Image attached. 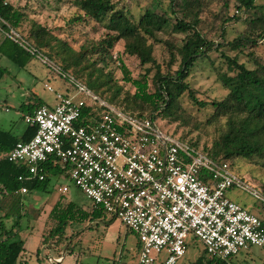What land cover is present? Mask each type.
I'll list each match as a JSON object with an SVG mask.
<instances>
[{"label":"trees","instance_id":"1","mask_svg":"<svg viewBox=\"0 0 264 264\" xmlns=\"http://www.w3.org/2000/svg\"><path fill=\"white\" fill-rule=\"evenodd\" d=\"M171 3L173 6L171 12L166 9L158 12L153 6L147 7L137 20H132V14L117 7L114 0H75L79 13L73 21L105 24L113 32L95 41L91 47L83 46L75 50L50 28L29 18L8 0H0L1 28L8 34L0 44V53L24 68L35 56L32 53L35 49L48 56L50 60H56L53 65L58 68L54 69L57 73L66 75V78L73 76L109 104L137 117L170 119L177 122L181 118L178 114L179 100L182 95L188 93L194 105L212 109L208 123L225 119L224 131L213 141L211 147L201 148L198 141L189 142L191 145L208 153L217 161L264 158V62L255 58L254 66L249 67L239 56L246 47H257L259 40L264 37V5H259L257 0H225V7L234 3L238 10L251 13V16L246 22L245 29L237 37L224 44H217L202 30L204 23L202 14L207 11L210 0L179 2L171 0ZM173 15L178 16L175 21L172 20ZM25 24L28 28L24 26ZM168 26L172 27V34L177 32L186 34L181 46L173 41H164L170 53L169 67L179 61V67L175 72H163L154 56L155 45L162 42L159 34ZM12 30L19 34L17 40L13 37ZM222 30L223 35L225 28ZM120 39H125L126 54L138 58L142 65L151 64L156 67L152 78L153 91L150 90L148 79L150 67L143 77L136 78L132 76L123 59H118L123 80L135 88L134 92L126 90L124 85L115 80L112 72L106 71L109 65L108 56ZM223 45L237 51V54L228 55ZM213 50L221 51L226 63V70L219 73V78L228 92L220 100H200L186 80L194 65L207 58ZM253 54L249 53V56L254 58ZM6 72V68L0 65V81ZM24 106L28 108V105ZM90 109L88 107L85 110V115L91 114ZM24 110L33 114L32 110ZM36 130L35 125L28 124L25 133L17 136L11 130L0 129V211L4 208L1 206L3 198L8 197L13 202L12 211L7 213V216L15 215L17 212L21 214L23 194L17 192L18 190L22 187H27L28 192L34 189L45 190L51 176L62 173L60 167H51V162H48L45 166L50 169V173L45 180H20L19 176L28 174L27 167L3 157L19 141L30 140ZM170 133L180 139L184 138L174 132ZM210 178L211 176H205L206 180ZM104 215L107 214L100 207H93L91 211H87L73 201H68L64 206L58 201L51 211V216L58 223L54 230L56 235L62 234L72 222L93 221ZM15 238V231H9L4 223H1L0 264H22L25 240ZM203 253L204 255L196 260V264H234L233 258L224 261L208 258L204 250Z\"/></svg>","mask_w":264,"mask_h":264},{"label":"built area","instance_id":"2","mask_svg":"<svg viewBox=\"0 0 264 264\" xmlns=\"http://www.w3.org/2000/svg\"><path fill=\"white\" fill-rule=\"evenodd\" d=\"M11 33L16 40L20 37ZM32 53L39 54L35 49ZM69 79L76 92H59L46 84L56 103L25 115L36 133L3 155L27 167L20 180H45L48 162L60 167L94 207L119 218L137 235V264H178L189 235L203 243L208 258L224 261L264 246V221L227 195L235 185L245 187L228 161L213 159L159 129L156 119L130 115L80 80ZM88 107L91 114L85 115ZM68 189L59 187L62 193ZM60 260L50 257L49 264Z\"/></svg>","mask_w":264,"mask_h":264},{"label":"rangeland","instance_id":"3","mask_svg":"<svg viewBox=\"0 0 264 264\" xmlns=\"http://www.w3.org/2000/svg\"><path fill=\"white\" fill-rule=\"evenodd\" d=\"M15 7L25 12L29 18L50 28L58 37L67 41L75 50L83 46L91 47L95 41L105 38L109 33L113 34L105 24L90 22L83 23L73 21L79 13L75 6V0H8ZM117 7L128 11L132 20H137L147 7L155 8L158 12L166 9L172 10L171 0H114ZM181 1V0H174ZM225 0H210L207 11L202 16L204 23L202 30L209 39L215 43L224 44L239 35L246 27V22L251 13L238 10L236 4L230 3L224 6ZM259 5H264V0H257ZM178 16L180 13L178 12ZM178 16L173 15L172 20ZM226 22L225 24H223ZM26 28L28 26L24 25ZM225 34L222 35V28ZM26 31V30H25ZM23 33H26L23 31ZM172 27L168 26L159 34L162 41L155 45L154 56L160 64L163 72H175L179 67V61L169 67L170 53L164 41H173L181 46L186 37L185 33L172 34ZM8 35L1 28L0 37ZM125 39H120L108 56V68L114 74V78L124 85L126 90L135 91V88L123 80L119 58H122L128 66L133 77L140 78L148 74L150 90H154L152 78L156 67L151 64L142 65L140 60L124 52ZM225 45H223V48ZM230 56H235L237 51L229 47L225 49ZM222 52L213 50L207 58L196 63L191 70L187 82L194 89L200 100H220L227 95V89L219 78V73L226 70V63ZM249 53H254L252 58ZM240 60L249 67H253V59L264 62V37L259 40L255 48L246 47L239 53ZM43 57L46 61L43 60ZM56 62V60H54ZM54 61L42 53L33 56L28 65L19 67L11 59L0 54V65L7 72L0 81V103L8 101V112L0 107V113L11 120V125L24 128L25 111L22 108L26 94L34 91L37 99L46 104H55L56 95L49 91L46 84L51 85L56 91L64 92L68 88L76 92L71 80L57 73L53 68ZM59 63V62H58ZM35 96V95H34ZM86 98L85 95L79 94ZM178 114L180 120L172 122L170 119L157 118L156 123L164 132H174L184 137L188 142L198 141L199 147H211L213 141L224 131L225 119H218L213 123L207 120L212 109L199 108L194 105L185 93L179 100ZM184 135V136H183ZM231 170L243 181L245 187L238 185L228 190V197L240 203L256 216L264 219V158L255 157L252 160L236 158L228 161ZM68 186V191L62 193L59 187ZM61 201V206L68 201L77 205L93 209V203L75 184L62 172L51 176L47 189H34L23 197L21 214L7 216L12 211V199L6 197L1 201L3 210L0 211V224L9 231H15V239L25 240L26 255H30L29 264L37 261V253L40 262L46 261L47 257L61 256L64 252L65 259L59 264H137L139 250H137V235L127 229L119 218L109 214L102 218H96L87 222H72L62 234L56 235L57 221L51 216L53 206ZM52 232V234H51ZM186 254L178 264H196L199 256L204 255L203 243L193 235L187 237ZM47 243L48 246H45ZM49 249V250H48ZM39 250V252H37ZM234 264H264V246H252L250 249L240 252L233 258Z\"/></svg>","mask_w":264,"mask_h":264},{"label":"crops","instance_id":"4","mask_svg":"<svg viewBox=\"0 0 264 264\" xmlns=\"http://www.w3.org/2000/svg\"><path fill=\"white\" fill-rule=\"evenodd\" d=\"M2 40H3V38L0 37V44H1ZM64 92H67L68 93V92H72V90L70 88H68L67 91H64ZM43 104H46V103L44 101H42V100H38L37 99V96H36V93H34V91H32L31 93H27L26 94V100H24V103L22 104V108H23V110L24 109H26V110H32L34 112V110L38 106L43 105ZM24 105H28V108H25L26 106H24ZM0 107H2V110H3V108H5V110L8 112V110H7V109H9L8 108V101L2 102V104L0 103ZM24 114L25 115H28L29 113H26L25 112ZM10 121L11 120H9L8 117H6L2 113H0V129L1 130H11L17 136H22L25 133V130H26L28 124L26 123V125H25L24 128H20V127H17L15 125H11V122ZM24 195L25 194L22 195V201H23ZM83 208L85 210H88L89 209V208H85V207H83ZM45 246H48L47 243L45 244ZM25 249H26V247H25ZM138 249H139V242L137 241V250ZM64 255H65V253L63 252L62 255L59 256V257H61V260L57 264L61 263L65 259L66 256H64ZM36 257H37V259H36L37 261H35L34 264H43V262H40V260L38 258V253H37V256ZM50 257H54V256H52V255L48 256L47 259H46V262H44V264H49V258ZM56 257H58V256H56ZM30 260H31L30 255H26L25 253L22 254V258H21L22 264H29V261Z\"/></svg>","mask_w":264,"mask_h":264}]
</instances>
